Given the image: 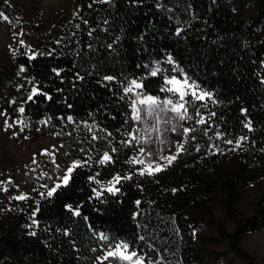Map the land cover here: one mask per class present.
Instances as JSON below:
<instances>
[{
  "label": "trees",
  "instance_id": "1",
  "mask_svg": "<svg viewBox=\"0 0 264 264\" xmlns=\"http://www.w3.org/2000/svg\"><path fill=\"white\" fill-rule=\"evenodd\" d=\"M74 5L71 20H50L48 44L37 52L20 46L0 66V108L10 87L27 79L36 94L22 96L24 112L15 113L21 128L53 134L80 161L52 196L44 189L18 200L13 186L0 192V264H101L117 242L135 245L149 264H261L241 237L264 230V191L251 215L237 205L241 187L264 178V0ZM0 13L23 28L22 8L12 0H0ZM165 70L211 95L200 108L208 123L186 120L196 131L186 134L184 151L164 170L140 175L125 87L136 80L145 95L175 99ZM105 154L110 159L102 163ZM117 176L118 190L109 193ZM220 193L232 232L212 211ZM214 227L218 236H208ZM211 244L227 248L213 251Z\"/></svg>",
  "mask_w": 264,
  "mask_h": 264
},
{
  "label": "rangeland",
  "instance_id": "2",
  "mask_svg": "<svg viewBox=\"0 0 264 264\" xmlns=\"http://www.w3.org/2000/svg\"><path fill=\"white\" fill-rule=\"evenodd\" d=\"M12 1L22 8L24 25L22 29L17 30L10 22L0 19V66L10 62L11 56L20 46L33 49L35 52L39 51L43 46L40 44H48L50 40L49 35L46 34L49 32L50 20L55 15H58L57 19L60 21L71 20L77 11L74 0ZM28 23L29 25L35 23L37 26L32 33L26 26ZM51 26L55 28V23ZM38 33L43 34L38 36ZM165 76L166 78L176 77L178 80L184 79L178 78L168 70H165ZM30 89L33 87L27 79L16 82L10 87L5 102L0 108V192L13 186L17 191V197H28L36 192L41 193L44 189L52 190L56 185L63 184V177L70 167L80 163L79 160L70 159L62 151L60 143L53 134L39 129H32L30 133L23 131L15 113H20L22 96ZM195 90L197 93L200 92L197 88ZM137 93H143V91L133 88V91L129 93L131 102L140 98ZM169 99L175 101L178 96L175 99ZM136 107L141 111L140 119H135V128L131 134L137 143V151L132 160L144 171L149 164L153 165V168L160 165L164 170L169 166L164 157L176 155L179 146L183 144L186 137L184 133V128H187L186 120L178 121L175 114L161 111L159 108L149 115L147 106L142 107L137 104ZM140 160L144 163H139ZM235 165L236 161L230 162L229 168ZM30 180L34 182V186L30 184ZM113 184L116 188L115 179L107 187ZM263 191L264 178L250 186L241 187L243 197L237 208L244 215H251L254 203ZM222 198L220 193L218 200L212 203V211L215 218L222 220L224 226L232 232L234 226L227 218L226 210L221 203ZM206 234L210 237L218 236L215 227ZM241 246L257 262L264 264V230L243 235ZM208 248L213 251H224L227 247L211 244ZM101 264H118V262L102 259Z\"/></svg>",
  "mask_w": 264,
  "mask_h": 264
},
{
  "label": "snow or ice",
  "instance_id": "3",
  "mask_svg": "<svg viewBox=\"0 0 264 264\" xmlns=\"http://www.w3.org/2000/svg\"><path fill=\"white\" fill-rule=\"evenodd\" d=\"M99 2L101 3H106V2H110V0H99ZM91 7V5H89ZM3 14L0 13V16H2ZM5 19H7V17H5ZM34 58V57H33ZM169 62H172V58L169 57ZM174 71H180V69L177 67L176 69H173ZM21 71H23V69H21ZM159 71V69H154L151 71V75L152 76H156L157 72ZM59 75V73H57ZM107 79L111 80L112 77H108ZM164 83L166 85H168L169 87L166 89L169 93H173L174 95L178 96V99H176L175 101L172 99H163L160 100L157 97L151 96V95H145L144 93H137V95L140 97L137 101H133L132 102V111L133 113H135L136 115H134V119L139 120L140 119V115L139 112L141 111V109H138L136 107L137 104H139L140 106H147L149 109L148 114L152 115L153 111L156 108H159L161 111H168L171 112L173 114H175V117L178 121H185V120H192L193 117H199V119L197 120V123L200 125H206L208 122L207 120L203 117L200 108L202 106L201 102H204L205 100H211V95L207 92V91H203L201 90L199 93H197V91L195 90L196 87H198L194 82L190 81V78L185 77L183 80H178L176 77H171V78H165ZM178 86V87H177ZM143 87V85L141 83H138L136 80H132L131 81V86L125 87V92L126 93H131L133 91V88L135 89H141ZM162 91H164L165 89H161ZM33 94H36V90L33 89ZM49 99H51V97H48ZM29 99H32V97L30 96ZM214 102V101H213ZM191 109L192 114L189 115V110ZM20 112H24L23 108H20ZM212 115H215V113H212ZM158 118V117H157ZM69 120H71V117H68ZM250 122L248 124H245L244 127L249 128L250 129ZM196 131L195 128H184V133H191ZM205 134H207V129H205ZM95 139V137H93ZM194 139V137H192ZM219 138V136H218ZM242 140L244 138H241ZM225 143L227 144H234L235 148H240L241 146V142L240 141H236L234 142L231 139L225 140ZM197 150L199 151V148H197ZM184 151L183 148V144H181L177 150L176 155H169L167 157H164V159H166L168 161V164L171 165L172 162L177 158L178 155H180L181 152ZM110 157L105 154L103 161H101L102 163L109 161ZM139 163L143 164L144 161L140 160L138 161ZM79 165H73L72 167H70L67 170V173L65 174V176L63 177V184L67 185L70 177H71V173L74 167H78ZM163 168L160 165H156L153 168V165L149 164L147 169L145 171H142L140 173V175H153L155 172H159L162 171ZM130 178V177H125ZM115 179V183H119L120 182V177L117 176L114 178ZM60 187V185H56V187H54L52 190L47 192L48 196H52L53 193L56 191V188ZM118 189L115 188L114 184L110 185L107 188V191L109 193H114L115 191H117ZM95 191V189H94ZM97 197L100 196V192H96ZM15 199L18 200H24L26 199L25 196H18L15 197ZM39 209H37L38 211ZM76 215H80V213L77 211L75 213ZM33 235H35V233H32ZM102 239L108 240L107 237H102ZM115 239V238H113ZM143 239V238H141ZM109 243H111V241H109ZM104 260L107 259H112L113 261L118 262V264H149V262L145 259V256L142 254V252H138L136 250L135 245H129L127 242H117L112 244V247L110 250H108L105 254V256L103 257Z\"/></svg>",
  "mask_w": 264,
  "mask_h": 264
},
{
  "label": "crops",
  "instance_id": "4",
  "mask_svg": "<svg viewBox=\"0 0 264 264\" xmlns=\"http://www.w3.org/2000/svg\"><path fill=\"white\" fill-rule=\"evenodd\" d=\"M248 234V233H247ZM245 235V234H244Z\"/></svg>",
  "mask_w": 264,
  "mask_h": 264
}]
</instances>
